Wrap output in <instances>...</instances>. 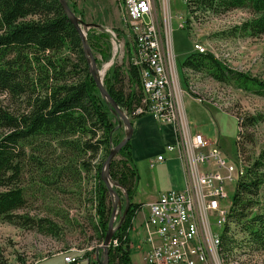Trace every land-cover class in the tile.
<instances>
[{"label":"trees","instance_id":"trees-1","mask_svg":"<svg viewBox=\"0 0 264 264\" xmlns=\"http://www.w3.org/2000/svg\"><path fill=\"white\" fill-rule=\"evenodd\" d=\"M186 6L190 14L186 20L187 28H191L192 16L199 21V17L208 11L216 16L247 7L251 18L232 30L242 37L264 34V0H188ZM87 40L96 44L95 50L104 61L112 57V43L106 30L88 34ZM130 43L128 41L126 45L130 46ZM82 46L77 29L69 22L58 0H0V93L25 98L28 108L24 113L12 114L0 107V128L6 129L0 138V188L9 187L0 191V220L57 236L61 228L48 217L37 219L16 214L27 203L26 191L17 186L28 172L27 159L33 161L37 172L42 173L41 181L52 182L55 177L63 180L81 177V171L90 173V164L99 153L103 161L96 168L95 231L101 237L100 242H104L112 205L108 188L100 179L101 170L110 149L119 145L125 134L119 135L121 129L117 127V118L103 101L95 80L87 73L89 66ZM63 48L81 57L79 59L86 67L84 74L74 73L76 67L72 69L70 58L60 54ZM181 63L185 72H201L218 83L232 84L243 91L264 96V78L230 69L227 63L216 59L213 52L194 51ZM138 70L129 61L126 67L114 65L104 77L111 98L130 119L143 115L134 112L142 105L144 95ZM262 118L261 115H249L240 121L243 129L238 131L237 146L241 153L244 145L255 139L248 130ZM31 141L35 144H29ZM23 143L36 145L39 151L27 157ZM131 149L129 141L109 165L110 177L123 187L131 200L121 227L113 233L108 248L109 264H133L126 246L130 236L128 230L142 205L132 202L139 173L132 164ZM248 165L245 176L235 187L220 237L221 252L226 258L245 246L252 251H264V207L256 209L260 205L257 196L264 184L261 173L264 150ZM115 191L120 193L118 189ZM93 263L99 264L96 259Z\"/></svg>","mask_w":264,"mask_h":264},{"label":"rangeland","instance_id":"rangeland-1","mask_svg":"<svg viewBox=\"0 0 264 264\" xmlns=\"http://www.w3.org/2000/svg\"><path fill=\"white\" fill-rule=\"evenodd\" d=\"M67 2L73 14L80 18L79 21L86 40L88 34L92 32L100 33L106 30L110 35L112 57L107 61H104L101 54L95 50L96 44H91L87 40L88 47L95 56L100 77L104 82L106 71L116 64H122L126 67L133 56L132 47L130 48L133 44V38L129 32L130 28L124 26L123 23V18H125L123 6L119 0H67ZM186 2L188 0H167L165 9H157L158 23L161 27L160 35L166 50L167 60H170L173 65L175 63L176 66L178 77H176L174 69L172 76L175 77V80L172 85L176 89V98L180 104V110L184 111L192 134L200 132L210 145L214 144L221 151L227 161L241 169L240 174L233 176L226 186L229 194L222 202V209L227 210V218L236 185L241 177L245 176L247 168L250 167L248 164H251L264 150V96H258L251 91H243L232 84L218 83L210 75L201 72L193 73L188 70L185 72L181 62L194 51L201 52L193 47L194 43H197L205 49V52L201 54L208 51L213 52L215 58L227 63L230 69L264 78V34L259 35V37L251 35L242 37L232 30L235 26H240L245 20L251 18L252 14L247 7L245 9H233L216 16L208 11L199 17V21L194 20L192 16L191 28H187L186 20L190 14ZM128 41L131 42L130 46L126 45ZM60 54L70 58L72 69L74 66L76 67L75 74L80 75L86 72V67L77 54L71 53L67 48H63ZM84 56L87 59V53L84 52ZM89 72L88 69L87 73L89 74ZM70 80L74 82L73 79ZM103 86L105 87V82ZM24 100L23 97L20 99L17 96L0 93V107L12 114H21L28 110ZM105 103L107 102L105 101ZM121 110L126 115L124 109ZM249 115H261L263 118L261 122L256 124L257 126H251L248 130V133H252L255 139L253 143L244 145V151L241 153L237 146V134L243 128L239 124L242 118ZM120 129L119 135H126L123 124ZM4 133H6V129L1 127L0 138ZM32 143L33 141L29 142V144ZM23 145H26L24 148L27 157L32 152L39 151L36 145L26 143ZM27 161L29 162L28 172L24 173L23 178L17 184L26 191L25 200L27 203L23 209L17 210L16 214L36 217L37 219L48 217L58 224L61 230L57 236H50L37 232V229L33 227L24 228V226L0 220V264H65L63 256L71 255L81 257L78 264H95L93 260L96 259L97 253L98 255L103 254L101 237L95 231L96 168L103 161L102 155L98 153L92 160L90 173L81 171V177L78 175L63 180L60 177H55L52 182L44 181V179L41 181L42 173L35 170L33 161L29 158ZM148 161V159H139L136 154H133L132 164L139 172L138 180L135 181L137 191L133 203L146 204L148 200L156 196L149 176L154 174L157 169H153L155 164L150 166ZM186 172L185 167V180ZM261 173L264 174V168ZM186 184L187 180L184 187ZM7 188H0V191ZM116 189L120 191L118 195L122 197V212L118 213L114 220L115 225L118 226L125 210L126 199L124 191L119 188ZM259 191L257 200L260 205H257L256 209L264 207V184ZM110 200L112 205L111 197ZM148 213L149 210L146 208L139 210L134 217V228L132 226L133 229L128 230L130 236L126 246L131 252L133 264H147L143 259L144 253L148 251L143 243L146 236L143 227ZM214 216L215 213L210 215L211 231L221 237L223 228L220 229L215 225L216 217ZM113 244L116 245L114 242ZM221 249L219 242L217 247L208 250L212 264H264L263 250L252 251L245 246L226 258ZM72 264L77 263L72 262Z\"/></svg>","mask_w":264,"mask_h":264},{"label":"built area","instance_id":"built-area-1","mask_svg":"<svg viewBox=\"0 0 264 264\" xmlns=\"http://www.w3.org/2000/svg\"><path fill=\"white\" fill-rule=\"evenodd\" d=\"M125 12L124 26L133 38L131 62L138 67L143 97L135 113H148L156 121L172 125L175 143L166 148L177 151L186 167V187L161 193L158 200L148 203L144 223L148 248L144 253L147 264H212L209 249L219 245L220 236L211 231L210 215L215 213V225L222 229L227 221L222 202L228 196L226 186L240 167L227 161L221 151L209 144L200 132L192 134L184 111L173 87L176 66L167 60L160 35L157 9H165L167 0H119ZM194 49L205 52L200 44ZM176 77L177 72L175 73ZM166 160L160 154L157 162ZM151 166L153 164L151 163ZM133 222V221H132ZM117 244V240L113 241ZM65 264L80 262V256H66Z\"/></svg>","mask_w":264,"mask_h":264},{"label":"crops","instance_id":"crops-1","mask_svg":"<svg viewBox=\"0 0 264 264\" xmlns=\"http://www.w3.org/2000/svg\"><path fill=\"white\" fill-rule=\"evenodd\" d=\"M132 126L134 133L130 140L132 143L131 156L136 154L139 159H148L150 166L151 163L155 164L153 169H157L154 174L149 176L150 182L153 183L152 189L156 193V196L148 200L146 204L139 202L142 205L140 210H143V208L149 210L147 208L148 203L153 200H158L161 193L173 189L179 191L184 189L186 183L184 175L185 167L181 163L177 151H173L172 153L166 151V148L175 143L176 139V131L172 125L160 123L150 116V114L144 113L142 116H136L132 119ZM160 154L164 155L166 160L157 162ZM136 188H134L133 198L137 191ZM134 219L133 228L135 224Z\"/></svg>","mask_w":264,"mask_h":264},{"label":"water","instance_id":"water-1","mask_svg":"<svg viewBox=\"0 0 264 264\" xmlns=\"http://www.w3.org/2000/svg\"><path fill=\"white\" fill-rule=\"evenodd\" d=\"M58 1L60 2V4H62V8L65 14L68 16L69 22L72 24L74 28L77 29L79 37L83 41V45H84L83 50L85 53H87L86 60H87V64L90 70L89 75L92 77V79L95 80L97 89L101 93L103 99H105L107 104L111 106L112 108L111 111H113V113L115 114L118 120V127H120L123 124L126 130V135L119 142V145H117L113 149H110L108 156H107V160L105 161V163H103L102 170H101L102 174L100 176L101 181L108 188L107 190L113 202H112V213L109 217V222H108L109 226L104 235L105 236L104 242H102V245H101V248L103 249V254L98 255L97 253L96 261L99 264H109L108 262L109 249L108 248H109L110 242L113 239V233L114 231H116L118 228L121 227L123 223L122 221L125 215L128 213L129 206H130V197L127 195L126 191L123 189L122 186L114 182L113 179L110 177L111 174L109 170V165H110V162L115 160L116 155L119 153V150L122 149L123 146L127 145V143L131 140L134 130H133V126L131 123L132 120L124 114V112L121 110L122 108L120 107V105L115 103V101L111 98V94L103 86L104 82L100 77V73L98 72L99 70H98V67L96 66V62L94 59L95 56L91 52L90 48L88 47L89 46L88 42L85 39V34L83 33L84 30L81 27V24L79 21L80 18L76 14H73V12L70 10L69 8L70 6L67 0H58ZM116 188L122 189L124 191V196L126 199L125 205H124L125 210L122 214V217L120 218V221L118 222L119 223L118 226L115 225L114 220L116 219V215L122 212V209H121L122 208V205H121L122 197L119 196L118 193L115 191Z\"/></svg>","mask_w":264,"mask_h":264},{"label":"bare ground","instance_id":"bare-ground-1","mask_svg":"<svg viewBox=\"0 0 264 264\" xmlns=\"http://www.w3.org/2000/svg\"><path fill=\"white\" fill-rule=\"evenodd\" d=\"M110 65V64H109ZM106 67H107V65H106ZM107 69V68H106ZM112 242V241H111Z\"/></svg>","mask_w":264,"mask_h":264}]
</instances>
